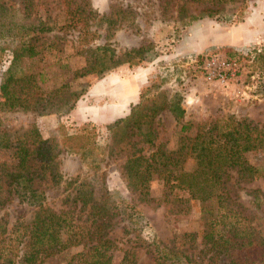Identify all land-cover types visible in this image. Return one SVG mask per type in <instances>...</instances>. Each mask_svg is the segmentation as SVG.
I'll return each mask as SVG.
<instances>
[{
	"label": "rangeland",
	"instance_id": "obj_1",
	"mask_svg": "<svg viewBox=\"0 0 264 264\" xmlns=\"http://www.w3.org/2000/svg\"><path fill=\"white\" fill-rule=\"evenodd\" d=\"M87 1L98 17L112 22L110 29L102 20L84 37L83 31L53 30L34 42L33 57L23 56L14 63L17 75L33 76L23 93L12 90L30 107L0 114V137L23 136L27 144L46 141L51 155L47 163H26L20 170L24 185L10 190L0 209L5 245H12L10 230L30 221L38 205L65 212L76 224L85 223L87 207L95 205L107 214L103 232L113 245V264L124 253L135 264H152V251L161 246L162 252L178 256L177 264H264L263 152L245 155L248 164L261 168L262 176L240 181L232 175L231 179L230 196L239 214L236 222H249L255 235L252 247L236 255L239 258L207 250L197 201L183 191H166L154 177L145 192L133 189L123 169L130 155L147 156L158 145L174 149L179 137L191 138L199 125L227 116L264 129V67L252 62L264 52V0H247L238 11L237 5H222L211 16L205 9L213 7L189 0ZM0 4L30 20L56 24L65 10L63 0H0ZM189 16L196 17L188 21ZM103 44L116 53L144 46L146 59L132 67L119 65L102 78L73 79V73L85 65L88 49ZM14 45L0 40V80L11 65ZM210 55L236 61L238 77L223 84L205 81L195 63ZM72 96L77 98L67 111ZM153 99L172 102L181 115L175 118V113L164 109L154 117L152 146L138 135L126 138L108 130L115 120L129 115L131 106ZM32 128L37 137L29 134ZM191 164L187 160L183 168ZM4 169L15 171L17 159L12 149L0 147L2 182ZM79 198L87 199L88 206L80 207ZM81 250V246L61 250L41 264H76Z\"/></svg>",
	"mask_w": 264,
	"mask_h": 264
},
{
	"label": "trees",
	"instance_id": "obj_2",
	"mask_svg": "<svg viewBox=\"0 0 264 264\" xmlns=\"http://www.w3.org/2000/svg\"><path fill=\"white\" fill-rule=\"evenodd\" d=\"M64 1L63 19L57 24L30 20L24 13L19 14L16 10L0 4V40L8 39L15 42L10 50L11 65L0 80L2 96L0 114L30 107V104L19 99L12 90L16 89V92L23 93L24 87L32 84L33 76L17 75L14 63L20 57L31 58L35 55L33 44L39 37L53 30L66 29L80 33L83 31L84 37L90 27L102 24V20L110 29L112 22L107 20L106 16L98 17L87 0ZM189 1L213 7L205 9L211 16V13H217L216 9L222 5H237V11L241 10L247 0ZM195 17L189 16L188 21ZM145 51L146 47L141 46L116 53L106 44L88 49L85 65L75 71L72 78L86 75L102 78L119 65L127 64L129 67L138 65L145 61ZM252 62L259 68L264 67V52L257 53ZM262 78L264 79V73ZM72 97L71 101L67 102V111L73 107L77 98ZM164 109L175 113V118L181 115V111H177L172 102L161 103L153 99L149 104L131 106L129 115L115 120L108 126V130L126 138L138 135L142 143L152 146L156 137L152 128L153 119ZM183 130L181 127L180 131ZM29 134L37 137L34 128ZM22 137L14 136L11 139L0 137V147L12 149L13 156L17 159L15 171L3 170V182L0 181V209L8 202L10 190L15 189L20 183L24 185L20 170L28 161L47 163L50 160L51 152L46 141L37 140L27 144ZM177 141L174 149L167 150L158 145L147 156L130 155L126 158L123 169L128 185L145 192L148 181L154 177L161 181L168 192L172 190L185 192L190 200H195L199 204V215L204 226L202 239L207 250L216 256L239 258L240 256L236 255H241L242 251L252 247L255 235L252 234L253 229L249 222L242 221V224L236 222L239 214L234 204L235 199L230 196L231 179L232 175L240 181L262 176L261 168L248 164L245 155L252 152L264 153V129L246 119L227 116L221 120L203 123L197 127L193 137L181 136ZM187 160L192 164L185 170L183 165ZM79 199L77 202L84 208L87 199ZM87 208L85 223L76 224L67 219L65 212L54 213L38 205L30 221L25 224L18 223L8 233L13 234V238L10 239L11 246L5 245V239L1 238L3 231L0 230V264H41L51 255L75 246H81L82 249L76 255V264H113L111 261L113 245L103 232L107 224L106 211L95 205H89ZM129 219L132 220L130 216ZM260 247L264 249L263 244ZM163 248L161 246L159 250L154 247L152 264H177L178 256L172 254L173 252H162ZM253 248L256 246L253 245ZM5 250L8 251L2 254ZM118 264L135 262L128 253H124Z\"/></svg>",
	"mask_w": 264,
	"mask_h": 264
},
{
	"label": "built area",
	"instance_id": "obj_3",
	"mask_svg": "<svg viewBox=\"0 0 264 264\" xmlns=\"http://www.w3.org/2000/svg\"><path fill=\"white\" fill-rule=\"evenodd\" d=\"M195 68L208 82L223 84L236 79L239 75V66L236 61L217 55L203 57L195 63Z\"/></svg>",
	"mask_w": 264,
	"mask_h": 264
}]
</instances>
